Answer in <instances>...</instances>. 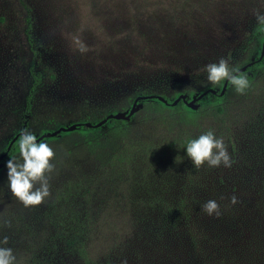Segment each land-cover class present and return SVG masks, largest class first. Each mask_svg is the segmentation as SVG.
I'll return each instance as SVG.
<instances>
[{
	"label": "rangeland",
	"instance_id": "obj_1",
	"mask_svg": "<svg viewBox=\"0 0 264 264\" xmlns=\"http://www.w3.org/2000/svg\"><path fill=\"white\" fill-rule=\"evenodd\" d=\"M257 8L264 10L259 0H0V153L23 126L24 115L25 128L39 136L126 110L138 88L171 98L183 90L188 96L193 89H221L222 84L201 86L202 66L222 56L237 66L255 59L258 45L248 41ZM31 73L39 75V83L24 114ZM141 103L125 137L134 146L128 153L144 150L141 137L151 145L161 135L212 128L225 138L230 154L234 149L239 156L231 155V168H196L179 160L126 159L120 138L88 142L99 137L74 129L48 137L55 169L45 202L25 208L11 198L4 163L0 167V219L10 221L0 226V235H8L21 264H31L27 253L39 252L45 236L63 237L47 240V264H83L74 250L75 256L58 258L75 230L95 264H213L201 263L185 241L177 250L157 245L151 234L162 218L143 201L160 193L164 199L178 195L229 204L235 194L237 203L253 207L264 199V66L244 93L230 85L221 110L198 104L191 125L143 129L145 115L160 113ZM182 110L174 114L183 117ZM203 235L212 232L205 229ZM202 247L212 254L210 245Z\"/></svg>",
	"mask_w": 264,
	"mask_h": 264
},
{
	"label": "trees",
	"instance_id": "obj_2",
	"mask_svg": "<svg viewBox=\"0 0 264 264\" xmlns=\"http://www.w3.org/2000/svg\"><path fill=\"white\" fill-rule=\"evenodd\" d=\"M250 43L251 47H256L258 45L256 59L260 52L261 41L264 39V30L259 29L256 24L251 27L250 30ZM249 61V60H247ZM246 61V62H247ZM245 62V63H246ZM244 64V63H243ZM261 66H264V54L262 58L253 62L250 66H247L246 69L242 72L246 73L249 81L251 82L255 76L258 74ZM31 85L25 96V110L24 114L29 112L30 101L32 100L33 91L39 83V75L31 73ZM230 84L227 83L226 90L223 95H219V89H216V93H207L196 103L201 104H210L211 106H216L217 110H221L219 106L223 97L227 94ZM204 90V89H202ZM200 88L196 90L188 91L187 99H190V95L194 93H199L202 91ZM179 92L178 94H180ZM183 93H186L183 90ZM140 94H160L162 95L168 103H163L162 101L156 98H148L140 100L143 103H151L155 109L159 111L158 116H151L152 114L145 115L144 122L146 125H138L139 127L145 128H155L161 124H172V123H182L183 126L191 125L196 121L197 110H192L187 107L182 100H179L176 105L172 106L169 103L178 95L174 97H168L164 93L155 92V90L147 88H138L135 91V95ZM182 108L185 112L183 117L176 116L174 114L177 108ZM167 111L168 114H165ZM97 121L94 120L93 123ZM134 122L133 116L128 120L123 119H107L99 127H86L84 125L78 126L74 131H81L87 133L88 135L92 134L96 136L92 140L89 138L88 142H101V141H115L117 138L121 139L123 146V151L120 153H125L128 155L126 159L136 158L145 156L149 159H163L168 161H183L185 164H191L190 160L185 156L183 147L189 137L197 135L200 131L189 133L188 131H182L179 133H170L168 135H161V138L157 139L156 144H147L149 139L147 137H141L137 139L140 142V145L143 149H138L136 154H131L134 150L132 142L126 143L125 137L132 130L131 123ZM22 124L24 127L27 125V117L24 115L22 119ZM22 128V127H21ZM207 130V129H203ZM202 131V130H201ZM72 132V131H71ZM64 132H60L57 135L51 138H57L61 136ZM68 133V132H67ZM48 139V138H43ZM10 138L7 140L4 147L1 149V152L5 151L6 145ZM113 141V142H114ZM16 140L11 145V148L7 151L6 155L3 158V162L8 158L14 155L15 152ZM145 144H147L145 146ZM158 144V146H157ZM141 152V153H138ZM232 156H239L234 149L231 151ZM147 153V154H144ZM264 156V155H263ZM148 159V160H149ZM234 159V158H233ZM236 159V158H235ZM237 160V159H236ZM243 161V159H241ZM139 162V161H138ZM183 177V181L188 182V176ZM182 180V179H181ZM161 191V190H160ZM158 199H145L143 201V206L146 210L154 211L158 214L159 218H162L159 225L156 227L151 237L154 242L159 244H171L175 247V250L179 248L178 246L183 245V241L186 242V245L189 247L192 253L201 257L202 262L205 263L212 261L213 264H264V199H256V203L253 207L249 206V203L245 202L237 203L236 205L227 204L226 202H220V200L215 199L220 205L221 215L208 216L202 209L201 205L208 199H185L182 196L171 197L170 199H164L158 193ZM62 224H60L61 230ZM205 229H208L212 232L211 237L202 238L203 232ZM70 240L65 241L64 247L59 252L60 256L58 258L63 260V258L69 259L70 257L75 256L72 251L76 252V256H79L83 264H95L93 259L88 255L86 249L84 248L83 241L79 238L80 232L75 230L72 232ZM201 236L199 237V235ZM42 243L44 247L40 249L39 252L32 250L28 252L29 262L31 264H47L46 261L51 260L50 256H47V250L49 248L50 242L62 241L63 237H42ZM40 240V241H41ZM47 240L50 242L48 243ZM200 240L204 242L199 243ZM203 245H210V254L208 251H205L202 247ZM55 252L59 251L53 248ZM77 250V251H76ZM203 253L207 254L204 255ZM62 254V255H61ZM137 257V254L136 256Z\"/></svg>",
	"mask_w": 264,
	"mask_h": 264
},
{
	"label": "clouds",
	"instance_id": "obj_3",
	"mask_svg": "<svg viewBox=\"0 0 264 264\" xmlns=\"http://www.w3.org/2000/svg\"><path fill=\"white\" fill-rule=\"evenodd\" d=\"M264 6V0H259ZM256 26L264 30V10L253 9ZM205 80L201 86L218 87L227 82L236 93H244L250 87L246 73L237 65L231 64L226 57L202 66ZM16 155L4 161L5 181L11 198L23 207L36 206L45 202L51 195L50 178L55 169V151L45 139L38 137L36 132L28 128L18 130L15 144ZM185 156L192 166L199 168L207 165L210 168H231L234 159L229 152L225 138L214 129L200 131L188 138L183 147ZM235 194L229 197V203H237ZM202 211L208 216L219 217L220 205L215 199H208L201 205ZM0 226H10L7 218L0 219ZM0 264H21L13 247L9 246L8 235H0ZM126 264V261H121Z\"/></svg>",
	"mask_w": 264,
	"mask_h": 264
},
{
	"label": "water",
	"instance_id": "obj_4",
	"mask_svg": "<svg viewBox=\"0 0 264 264\" xmlns=\"http://www.w3.org/2000/svg\"><path fill=\"white\" fill-rule=\"evenodd\" d=\"M263 54H264V39L261 41L260 52H259L258 57L256 59H252V60L240 65L239 67L241 68V71H244L246 69V67L250 66L253 62L259 61L262 58ZM226 86H227V82L222 83L221 89L218 92L219 95H223L224 94V92L226 90ZM207 93H216V90L213 89V88H208L206 90L201 91L200 93H194L193 95H191L190 99H187V95L185 93H180L169 104L174 106V105L177 104V102L179 100H182L183 103L187 107H189L191 109H196L197 106H198V103H196L197 100H199L201 97H203ZM148 98H156V99L162 101L163 103H168L167 100L160 94H140V95H137L133 99L131 105L126 110L108 113L103 118L99 119L98 121H96L94 123H90V122H74V123L68 124L66 126L58 127L55 130L47 131V132L39 135L38 137H41V138L52 137V136L57 135L60 132L71 131V130H73V129L77 128L78 126H81V125H84L86 127H99L103 123H105L107 121V119H110V118L128 120L133 115V113L142 106V103L140 102V100H144V99H148ZM24 128L25 127H24V124H23L21 129H24ZM17 137H18V132L15 133L10 138V140L8 141V143L6 145L5 151L0 153V167L4 163L2 161L4 156L6 155L7 151L11 148V145L17 139Z\"/></svg>",
	"mask_w": 264,
	"mask_h": 264
}]
</instances>
